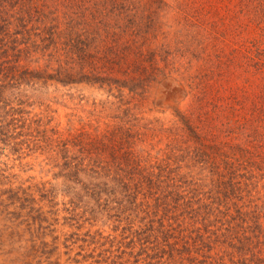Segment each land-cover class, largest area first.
Masks as SVG:
<instances>
[{
  "label": "rangeland",
  "instance_id": "374dc122",
  "mask_svg": "<svg viewBox=\"0 0 264 264\" xmlns=\"http://www.w3.org/2000/svg\"><path fill=\"white\" fill-rule=\"evenodd\" d=\"M262 2L0 0V264H264Z\"/></svg>",
  "mask_w": 264,
  "mask_h": 264
},
{
  "label": "trees",
  "instance_id": "16d2710c",
  "mask_svg": "<svg viewBox=\"0 0 264 264\" xmlns=\"http://www.w3.org/2000/svg\"><path fill=\"white\" fill-rule=\"evenodd\" d=\"M251 0H246V2H250ZM264 1V0H263ZM263 4V7L260 6L261 8V20H259V24H263L264 25V2H262ZM261 30H262V33L264 34V27H261ZM235 173V172H234ZM234 173L231 175V177L234 176ZM238 178V179H247L249 180L251 178V176L249 175H246V173H243V174H236V176L234 178ZM230 180H232L230 178ZM239 214H237L238 216ZM262 216H260L259 214H257L255 217L252 218V225L250 226V232L251 234L253 235L252 236V241H255L256 242V245H261V244H264V239L261 240V237L264 238V229H262L260 227V225L258 224V220L261 219ZM249 238H246L245 240L248 241Z\"/></svg>",
  "mask_w": 264,
  "mask_h": 264
}]
</instances>
